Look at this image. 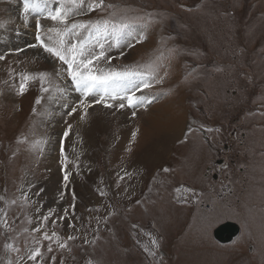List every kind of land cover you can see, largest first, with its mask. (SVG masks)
Here are the masks:
<instances>
[{
  "label": "rangeland",
  "instance_id": "1",
  "mask_svg": "<svg viewBox=\"0 0 264 264\" xmlns=\"http://www.w3.org/2000/svg\"><path fill=\"white\" fill-rule=\"evenodd\" d=\"M98 2L63 4L72 8L66 28L88 25L63 39L91 33L99 53L98 27L105 55L94 72L134 75L84 96L67 65L30 47L37 20L49 46L64 24L0 0V264H264V0H103L87 10ZM75 93L52 134L51 103ZM226 144L219 179L204 182L201 170ZM226 222L240 233L222 246L212 233Z\"/></svg>",
  "mask_w": 264,
  "mask_h": 264
},
{
  "label": "snow or ice",
  "instance_id": "2",
  "mask_svg": "<svg viewBox=\"0 0 264 264\" xmlns=\"http://www.w3.org/2000/svg\"><path fill=\"white\" fill-rule=\"evenodd\" d=\"M48 3V0H22L23 9L27 13L29 11L32 12H46L47 16L46 18L51 19L53 21H59L61 24H64L68 18L69 12L72 11V8L78 9V10H84L86 0H57L58 4H61V6H58L55 8V10L46 8V5ZM63 4L72 5V8H65L63 7ZM103 5V0H99L98 3L94 4H87V10L92 11L96 8H100ZM105 23V30L107 22ZM127 27V25H119L114 27L115 32H120L123 28ZM40 22L37 20L36 23V45H30V47H37L43 48V50L47 53H50L53 57H56L59 59L62 64L67 65V72L69 77L71 78L73 84L76 86V89L84 96H88L89 94L93 93L94 91H99L103 89L105 93L108 92V89L112 86L113 83L127 80L130 76L134 75L131 71H124V72H108L105 73L102 70L99 71L97 74L94 72L93 62L99 59L104 58V51H103V44L100 43V29L96 28V44L100 47L101 51L99 53H95L92 51L94 45L92 43V37L91 33L88 37H81L76 42L70 43L66 45L65 40L63 39L64 36L71 34L72 36H80V32L78 29H87L88 25L84 24H74L70 28H65L62 33H58L59 40L57 44H54L52 46H49L42 42L41 36H40ZM49 31H55L54 29H49ZM51 39V37H49ZM3 56H0V59H3ZM30 77L24 76L23 80L27 81ZM39 79L41 82L44 80V74H40ZM147 86V85H146ZM25 90V84L22 83L20 87V93L23 94V91ZM42 91H47V89L42 88ZM112 99H115L116 96H111ZM104 96H101L100 99L96 101V103H102L104 101ZM128 106L134 107L137 101L133 98L132 95H128L126 97ZM40 101L37 100L36 103H39ZM80 103L84 106L86 109L89 105L85 104L84 100L82 99ZM105 107H112V105L105 103ZM120 107L123 108L124 104L121 103ZM76 109L73 108L72 112H75ZM71 113H69L70 115ZM135 115V113H133ZM81 119H84V116H81ZM71 126L69 125V128ZM69 132L66 130L64 132V136L67 137ZM133 136H135V133H133ZM61 164L66 165L67 160L64 157V151L63 148H61ZM167 171V170H166ZM69 179V173L65 171L64 174V181L65 184L67 183ZM47 219V217H45ZM47 238V237H45ZM72 237H69L71 239ZM64 245H61L63 247ZM49 251H51V248H49ZM40 255L39 250L37 249L31 256L30 259L36 260L37 257Z\"/></svg>",
  "mask_w": 264,
  "mask_h": 264
},
{
  "label": "bare ground",
  "instance_id": "3",
  "mask_svg": "<svg viewBox=\"0 0 264 264\" xmlns=\"http://www.w3.org/2000/svg\"><path fill=\"white\" fill-rule=\"evenodd\" d=\"M13 21H14V19H13ZM23 30V29H22ZM20 41H22V39H12L10 42H9V47L10 46H13V45H15V46H19L20 47V45L21 44H23L24 43V41H22V42H20ZM29 44H31V43H29ZM25 46V45H24ZM21 47H23V45H21ZM11 50V49H10ZM35 51V50H34ZM37 52V51H36ZM38 57H39V55H38ZM49 57V56H48ZM53 60V59H52ZM54 62V61H53ZM56 64V63H55ZM58 65V64H57ZM113 86V85H112ZM114 87V86H113ZM71 88V87H70ZM75 89H76V87H75ZM66 90V89H65ZM103 89H101V91H102ZM71 92V91H70ZM94 92H96V91H94ZM68 93V92H67ZM81 94H82V92H80ZM130 93V92H129ZM63 94H64V92H63ZM76 94L77 93H75V94H72V95H70L69 97H65L64 96V98L63 99H65V100H63V101H60V100H62L61 98H60V95H58V98L60 99H58L57 101H54L53 103H51V106L52 107H50L51 108V110H52V113H54L53 115H55V116H51L52 118H50V120H49V123H48V128L50 129V131H51V133L53 134V133H55L56 131H60L59 129H58V125H59V123H58V118H56V117H59L58 116V114L60 113H62V110L60 109V105H61V103H62V105H69V104H72V103H74V102H71V101H69V100H76L77 98H75L74 96H76ZM101 94V93H100ZM65 95V94H64ZM80 94H79V92H78V96H79ZM50 101V100H49ZM56 102H58L57 103V107H56ZM63 109V108H62ZM56 118V119H55ZM62 121V120H61ZM80 121V120H79ZM98 122V121H97ZM47 125V124H46ZM60 128V127H59ZM88 130H90L89 128H88ZM65 144V143H64ZM47 150H49V151H52V148H50V147H47ZM47 152V154L46 155H49L50 154V152ZM138 155V154H137ZM30 192V191H29Z\"/></svg>",
  "mask_w": 264,
  "mask_h": 264
},
{
  "label": "water",
  "instance_id": "4",
  "mask_svg": "<svg viewBox=\"0 0 264 264\" xmlns=\"http://www.w3.org/2000/svg\"><path fill=\"white\" fill-rule=\"evenodd\" d=\"M239 234V227L230 222L219 225L213 231V238L219 244H228Z\"/></svg>",
  "mask_w": 264,
  "mask_h": 264
},
{
  "label": "flooded vegetation",
  "instance_id": "5",
  "mask_svg": "<svg viewBox=\"0 0 264 264\" xmlns=\"http://www.w3.org/2000/svg\"><path fill=\"white\" fill-rule=\"evenodd\" d=\"M220 155L222 156V152ZM225 155H226V153L224 154V156ZM219 174H221V172L219 170H216L215 167H207V168H205V170H203L202 178L204 179V182H206V180L208 179V177H206V176L210 175L212 177V181H216L219 179ZM188 194H189V197L191 199L192 196L194 195V191H188ZM138 203L141 204L140 202H138ZM193 205H194V203H192V202L189 203V206L187 207V212L192 211Z\"/></svg>",
  "mask_w": 264,
  "mask_h": 264
}]
</instances>
